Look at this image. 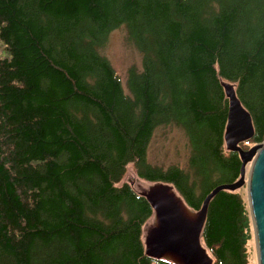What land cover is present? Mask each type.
<instances>
[{"label": "trees", "instance_id": "16d2710c", "mask_svg": "<svg viewBox=\"0 0 264 264\" xmlns=\"http://www.w3.org/2000/svg\"><path fill=\"white\" fill-rule=\"evenodd\" d=\"M120 26L143 58L128 95L95 48ZM222 82L263 143L264 0H0V264H170L145 257L152 211L116 184L133 163L198 211L238 181ZM165 124L186 135L188 172L145 162ZM251 225L238 193L211 200L213 264H248Z\"/></svg>", "mask_w": 264, "mask_h": 264}, {"label": "water", "instance_id": "95a60500", "mask_svg": "<svg viewBox=\"0 0 264 264\" xmlns=\"http://www.w3.org/2000/svg\"><path fill=\"white\" fill-rule=\"evenodd\" d=\"M228 102L223 143L226 152L237 154L240 162L239 180L213 188L201 208L193 211L172 186L154 184L141 196L152 211V224L144 236L145 256L170 264H213L202 246V232L211 200L221 192L235 193L246 186L252 219L258 264H264V142L244 151L240 146L250 142L254 128L249 113L238 100L234 86L221 84ZM251 165L248 181L245 170Z\"/></svg>", "mask_w": 264, "mask_h": 264}, {"label": "rangeland", "instance_id": "374dc122", "mask_svg": "<svg viewBox=\"0 0 264 264\" xmlns=\"http://www.w3.org/2000/svg\"><path fill=\"white\" fill-rule=\"evenodd\" d=\"M95 48L98 55L112 68L124 95H128L127 84L129 76L130 74H139L142 72L143 58L142 54L128 37L125 27L120 26L110 31L107 37L100 44H96ZM256 145L258 144H249V142H247L242 149L247 151ZM190 158L191 149L186 135L181 128L176 127L173 124H165L155 127L152 131L150 141L147 144L145 162L149 167L162 171L170 168H176L184 172H188ZM250 168L251 165L249 164L245 170L246 182L248 181ZM125 185L129 186L135 192L140 193L147 189V187L151 186L152 183L140 179L134 164L128 163L125 166L124 173L119 182L116 184V187H122ZM175 192L179 197H181L176 190ZM236 193L241 196L248 211H250L246 186L237 190ZM151 224L152 217L146 224L147 226L145 227L144 236L147 228ZM202 246L204 247L203 242ZM207 253L212 258L208 251ZM246 254L248 264H258L252 225L250 228V240L246 245Z\"/></svg>", "mask_w": 264, "mask_h": 264}, {"label": "bare ground", "instance_id": "6f19581e", "mask_svg": "<svg viewBox=\"0 0 264 264\" xmlns=\"http://www.w3.org/2000/svg\"><path fill=\"white\" fill-rule=\"evenodd\" d=\"M223 83V82H222ZM221 83V84H222ZM228 103V102H227ZM228 109V108H227ZM156 184H163V183H156ZM152 185H154V184H152ZM151 185V186H152ZM166 185H169V184H166ZM169 186H171V185H169ZM150 187V186H149ZM149 187H147V189L149 188ZM147 189H145L144 191H142V192H140V193H138V192H136V193H138V195L140 196V197H142L141 196V194L143 193V192H145V191H147ZM174 189V188H173ZM175 190V189H174ZM143 198V197H142ZM145 199V198H144ZM152 217H153V214H152ZM143 247H144V239H143ZM144 255H145V249H144ZM146 257V256H145ZM148 258V257H147ZM154 261V260H153Z\"/></svg>", "mask_w": 264, "mask_h": 264}]
</instances>
